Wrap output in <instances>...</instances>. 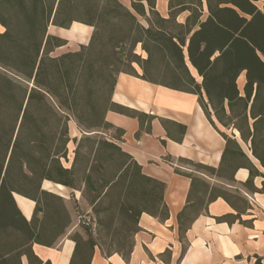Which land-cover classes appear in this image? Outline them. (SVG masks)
<instances>
[{
	"label": "trees",
	"instance_id": "trees-1",
	"mask_svg": "<svg viewBox=\"0 0 264 264\" xmlns=\"http://www.w3.org/2000/svg\"><path fill=\"white\" fill-rule=\"evenodd\" d=\"M167 10L162 17L156 0H129L128 7L119 0H0V264H22V258L51 264L33 246L53 247L71 217L61 195L42 190L45 182L79 192L96 215V207L110 201L121 218L108 244L97 245L90 234L71 237L69 264H90L96 247L105 257L126 260L142 214L168 219L165 185L142 173L119 146L123 132L105 120L113 111L137 118L149 131L155 119L111 102L119 74L196 96L225 146L217 169L179 162L232 184L234 173L246 169L241 188L264 194V0H168ZM73 23L92 29L88 44L53 57L68 42L50 35L49 27L68 30ZM69 122L79 138H70ZM111 131L116 135L107 138ZM188 177L187 204L176 217L180 239L216 199L236 212L216 221L247 225L241 221L247 202L237 188ZM15 195L34 203L29 221ZM133 195L141 208L125 202Z\"/></svg>",
	"mask_w": 264,
	"mask_h": 264
},
{
	"label": "crops",
	"instance_id": "crops-1",
	"mask_svg": "<svg viewBox=\"0 0 264 264\" xmlns=\"http://www.w3.org/2000/svg\"><path fill=\"white\" fill-rule=\"evenodd\" d=\"M119 1L129 6V0ZM167 4L168 0H156V10L162 17L168 14ZM57 29L86 33V42H78L80 45L89 41L87 26L73 23L68 30ZM60 38L70 44L71 39ZM135 70L140 73L139 68L135 67ZM243 81V77L238 79L240 88ZM111 102L155 117L149 131L145 130L146 123L142 126L137 118L113 111L106 113L105 120L123 132L119 146L141 167L142 173L165 185L164 203L169 215L163 221L147 214L140 216L139 231L134 236L128 259L124 260L117 254L105 257L96 249L90 264H252L251 260L264 251V194L248 193L241 188L248 178V171L238 169L232 184L193 172L179 162L188 160L214 169L220 165L225 142L206 120L197 97L152 85L128 74H119ZM180 127L185 128L183 134ZM234 134L238 138V134ZM189 174L210 186H220L232 192L237 188L238 195L247 202L246 210L241 214V221L247 225L238 221L229 224L216 221L236 214L229 204L216 199L196 216L184 238L180 239L176 217L187 204L191 183ZM45 183L53 190L43 186L42 190L63 197L66 188ZM253 183L255 188H261V179H254ZM14 198L22 215L29 221L34 203L21 196L15 195ZM73 249L74 243L65 234L51 248L33 246L35 255L42 262L51 264H69ZM21 261L27 264L25 258Z\"/></svg>",
	"mask_w": 264,
	"mask_h": 264
},
{
	"label": "rangeland",
	"instance_id": "rangeland-1",
	"mask_svg": "<svg viewBox=\"0 0 264 264\" xmlns=\"http://www.w3.org/2000/svg\"><path fill=\"white\" fill-rule=\"evenodd\" d=\"M88 32V36L90 38L92 29L89 28ZM48 33L50 35L71 39L70 44H67L65 47H62L60 49H56L51 54L53 57H57L66 52L78 51L80 46L78 42L85 44L87 37L86 33L83 32H78L74 30L64 32L54 27H49ZM68 126L70 138H79L81 136L79 130L76 128V125L73 122H69ZM225 132L228 135L232 134L230 130H227ZM115 135L116 133H114L113 131H111L110 133L107 132V138ZM73 147V145H70V150ZM241 147L246 154H249L245 145L241 144ZM184 165L190 168L191 170H194V168H192L191 166H188L187 164ZM228 174L229 173H227V175ZM43 188L53 190L51 185L47 183L43 184ZM71 193H73V196H70ZM62 198L65 201L66 208L71 217V224L66 230L65 235L71 238L75 234H77L81 237L82 240H86L88 238L87 234H90L97 245L108 244L110 242V236H112L115 228L118 226L121 220V218L118 216V211L114 208L110 201H104L99 206H97L96 210L98 214L96 215V213H94L93 211L92 206L87 203L86 199L82 197L79 192H73L72 190L66 188ZM125 202L128 204V206L134 209H139L143 206L142 202H140L137 195L128 197ZM201 209L202 207L200 206L198 209L193 210V212L188 214L187 218H192ZM130 228L135 230V227L133 225ZM96 249L99 250V247H96L95 250ZM259 257H262L261 264H264V251L259 254ZM251 262L252 264H254L255 259H252Z\"/></svg>",
	"mask_w": 264,
	"mask_h": 264
},
{
	"label": "bare ground",
	"instance_id": "bare-ground-1",
	"mask_svg": "<svg viewBox=\"0 0 264 264\" xmlns=\"http://www.w3.org/2000/svg\"><path fill=\"white\" fill-rule=\"evenodd\" d=\"M66 34H68V33H66ZM71 35V34H70ZM68 36V35H67ZM236 133V132H235Z\"/></svg>",
	"mask_w": 264,
	"mask_h": 264
}]
</instances>
